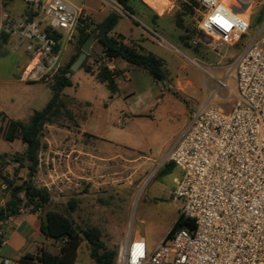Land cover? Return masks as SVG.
I'll return each mask as SVG.
<instances>
[{"label": "rangeland", "instance_id": "rangeland-1", "mask_svg": "<svg viewBox=\"0 0 264 264\" xmlns=\"http://www.w3.org/2000/svg\"><path fill=\"white\" fill-rule=\"evenodd\" d=\"M68 1L77 7H84V14L92 24L104 21L113 12L102 0ZM141 2L132 0L133 13L118 14L112 36L120 35L125 45L133 47L132 44H140L162 58L164 80L155 81L147 71L119 58L114 61L119 91L112 95L97 78L98 69L102 65L110 66L111 62L105 59L96 35L84 62L92 68L93 73L81 68L73 72V86L63 91L64 95L76 100L73 104L66 99L65 111L70 112L73 118L64 113L45 127L42 134L43 154L39 155L43 162H48L51 172L60 173L65 169L69 172L80 154L76 151V145L90 140L87 135L78 140L77 135L81 131L103 135L124 150L121 152L123 159L115 158L113 161L109 187L103 195L90 194L86 185V206L82 213L72 212L69 208V201L72 198L77 200L75 197L80 194L72 187L67 193L57 192L58 201L52 203L53 207L56 206L83 228H99L108 251H116L121 242L137 234L145 237L149 245H156L170 232L179 217L182 202L174 201L171 197L176 188L173 182L176 172L162 173L167 156L180 137L188 117L199 105L209 100L218 87L216 79L225 76L236 56L245 48L246 41L250 40L247 37V40L243 39L220 52L215 50L211 41L198 30L201 13L194 0H169L168 35H165L142 17ZM263 7L264 0H259L252 21V36L264 28V20H255ZM2 9L19 15L26 13L23 0H0V15ZM178 22L183 23L182 28ZM185 30L189 31L186 35L189 39L183 42L180 36L185 34ZM142 31L152 35L156 33L163 47H158L159 43L142 44ZM18 52L3 46L0 48V153H8L0 157V174L15 185L22 184L28 176L27 171L20 169L14 161L21 158L26 145L21 141L9 142L4 139L3 121L6 117L7 120L27 124L33 113L42 110L52 98L51 81L25 83L19 80L27 61L19 59ZM75 52L76 41L73 40L65 48L64 64ZM228 85L232 89L234 81L230 79ZM219 95L221 106L229 108V101L233 98L229 90L223 88ZM60 158L69 161L66 167L59 162ZM39 171L38 168L37 173ZM74 179L73 173L69 172L66 177L49 178L48 181L73 185ZM35 182L40 187L44 185L37 175ZM1 184L3 180L0 177ZM1 198L9 200L10 191L0 189ZM59 248L60 243L57 242H51L48 246V250L54 253ZM76 264H95L85 242L78 251Z\"/></svg>", "mask_w": 264, "mask_h": 264}, {"label": "built area", "instance_id": "built-area-1", "mask_svg": "<svg viewBox=\"0 0 264 264\" xmlns=\"http://www.w3.org/2000/svg\"><path fill=\"white\" fill-rule=\"evenodd\" d=\"M102 1L117 15L128 14L116 0ZM194 1L201 13L198 30L215 50L250 40L216 79L218 87L192 113L166 159L181 172L171 197L182 202L180 215L193 229L184 227L171 238L168 232L152 252L144 240L129 236L117 248L115 264H264V28L251 35L259 0ZM23 2L25 14L1 10L0 35L12 51L28 54L20 81H52L79 25L90 20L84 7L68 0ZM223 88L233 96L229 108L218 101ZM48 165L39 157L41 171H51ZM56 185L42 187L63 192ZM0 264L13 263L0 257Z\"/></svg>", "mask_w": 264, "mask_h": 264}, {"label": "trees", "instance_id": "trees-1", "mask_svg": "<svg viewBox=\"0 0 264 264\" xmlns=\"http://www.w3.org/2000/svg\"><path fill=\"white\" fill-rule=\"evenodd\" d=\"M126 11L133 13L131 6L132 0H116ZM197 4V3H196ZM198 5V4H197ZM119 16L112 12L106 19L98 24H92L82 21L74 36L76 41V52L69 62L65 63L60 71L55 75L50 83L52 98L47 105L40 111H35L30 118L29 123L24 124L21 121L9 120L3 136L5 140L13 142L21 140L26 145V150L20 159L14 160L20 167L27 171V178L20 185H15L8 178L1 176L6 190L10 191V199L4 206L0 205V222H7L10 218L17 216L20 209L30 204L43 213L41 232L53 242L60 243L57 253H52L47 249H41L37 256L26 255L20 259L26 264H76L78 251L85 242L89 246V254L95 264H115L116 251H108L102 241V232L97 227L83 228L76 224L69 216L62 213L59 209L52 206L51 196L44 187H40L35 182L38 172L39 155L43 149L42 134L45 127L54 123L64 113L71 118L73 116L67 110L66 99L75 103V98L63 94L67 87L73 86L71 77H67L70 72L71 64L77 59L81 52L82 45L98 32L97 41L102 47V53L106 60L123 59L126 62L142 68L147 71L155 81L164 80L163 59L152 53H143L133 45V47L124 44L122 36L114 37L112 32L118 23ZM258 22L264 20V7L259 11L256 18ZM179 27H183L182 22H178ZM91 31L88 33L87 30ZM188 30L180 36L181 41L189 39ZM1 37L7 40V36L2 34ZM87 73H93L90 66L84 63L81 67ZM118 71L110 70L107 65H102L97 71L98 80L105 84L112 95L119 90L117 83ZM87 115L82 119L85 121ZM5 120V119H4ZM171 164H167L163 172H166ZM20 171V170H19ZM76 200L69 201V208L73 212L76 208ZM187 227L193 229L192 222L185 220L179 215L177 221L172 226L168 238H171L178 230ZM3 245V237H0V250Z\"/></svg>", "mask_w": 264, "mask_h": 264}, {"label": "crops", "instance_id": "crops-1", "mask_svg": "<svg viewBox=\"0 0 264 264\" xmlns=\"http://www.w3.org/2000/svg\"><path fill=\"white\" fill-rule=\"evenodd\" d=\"M142 1L143 2L140 3V5L142 6L141 7L142 17L146 19L151 25H153L154 28L160 29V31L163 34L168 35L166 31V22L169 17L168 15L170 13L168 6L171 3H168L166 7L160 10L153 8L148 3H146L145 0ZM142 34L143 36L140 39V42H142V44L145 45L146 43L152 42L154 44L159 43L158 47H163V45L160 44V42H158V39L156 38V33H153L152 35L149 34L148 32L142 31ZM7 41L8 40H4L3 38H1L0 48L2 46L6 49L9 48ZM132 45H135V47L140 51H142L143 53H152L158 56L152 51L145 49V47H143L140 44H132ZM17 57L19 59H24L28 61V54L25 53L24 51H19L17 53ZM114 61L115 59L109 61L111 62V65L108 66L110 70H117L116 66L114 65ZM191 115L188 117L184 126L188 124ZM8 121L9 120H7V118L5 117L2 126L3 131L5 130ZM83 135L89 136L90 140L83 141L76 145L77 147L76 151L80 154L79 156H76L77 160H75V162L73 163L72 169L69 168V172L73 173V175L75 176V179L73 181L74 184L68 185L66 183H62L60 185L59 183H56L57 184L56 187H58V189H62L63 192L65 191V193H67L71 187H72L71 189L76 190V192L80 193L78 194V196L75 197L77 199L76 200L77 208H75V212L79 211L80 213H82V211L85 210V206H86L85 205L86 203L85 197L87 196L86 187L89 186L90 194L99 193L103 195L104 191H106V189H108L109 187L108 185L110 182V175L113 172V161L115 158L123 159V157L121 156V152L124 151L119 145H116L111 139L105 136L103 137V135H92L81 131L80 133H78L77 139L81 141ZM15 141H21V140H15ZM5 154L7 155L8 153L7 152H4L2 154L0 153V157L5 156ZM40 154H43V149L41 150ZM60 161L61 163L64 164V167H66L69 163V161L66 158H60L59 162ZM167 164H171V163L167 162ZM64 171H59L60 173H58L56 171L51 172L48 171L47 169H44L42 171H39V173H37V179L40 180L41 183L44 182V184H47L50 183L48 181L49 178L57 179L60 176H65V177L68 176L69 172L68 171L66 172V169ZM173 171L176 172L177 174L173 178V182L175 184V180L181 177V172L179 171V169H177L173 164H171L169 169L164 173H171ZM0 189L6 190L5 185L1 184ZM82 192L83 194H81ZM50 196L52 203H57L55 202L58 201L57 199L59 197L57 196V192L51 193ZM7 201L8 200L6 198H1L0 205L4 206ZM54 208L58 209L56 206H54ZM42 221H43V213L41 211L37 210L35 207H33L30 204L23 206L20 209L19 214L17 216L10 218L7 222H5L3 226L4 238H3V245L0 250V257L10 260L13 264H26L20 261L22 257L26 255L37 256L41 249L48 250V246L53 241L46 238L41 232ZM76 224L80 225L77 222ZM132 238L144 240L147 244V248L149 252L154 251L157 248L159 242L163 239V238L160 239V241L156 245L153 244L149 245L147 239L143 237L141 234H137L135 237Z\"/></svg>", "mask_w": 264, "mask_h": 264}, {"label": "water", "instance_id": "water-1", "mask_svg": "<svg viewBox=\"0 0 264 264\" xmlns=\"http://www.w3.org/2000/svg\"><path fill=\"white\" fill-rule=\"evenodd\" d=\"M98 32H94L93 36H91L81 47V52L77 59L71 64L70 72H68L67 77H71L72 73L78 71L82 65L84 64L87 56L90 54L92 44L95 41V36Z\"/></svg>", "mask_w": 264, "mask_h": 264}, {"label": "bare ground", "instance_id": "bare-ground-1", "mask_svg": "<svg viewBox=\"0 0 264 264\" xmlns=\"http://www.w3.org/2000/svg\"><path fill=\"white\" fill-rule=\"evenodd\" d=\"M150 6L162 10L169 3V0H145Z\"/></svg>", "mask_w": 264, "mask_h": 264}]
</instances>
